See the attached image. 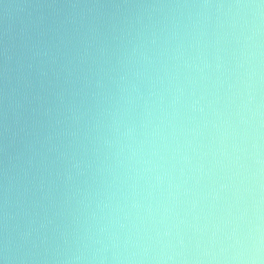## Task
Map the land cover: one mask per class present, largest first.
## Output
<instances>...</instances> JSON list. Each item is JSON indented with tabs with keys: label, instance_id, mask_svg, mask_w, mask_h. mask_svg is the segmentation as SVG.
Returning a JSON list of instances; mask_svg holds the SVG:
<instances>
[{
	"label": "clouds",
	"instance_id": "obj_1",
	"mask_svg": "<svg viewBox=\"0 0 264 264\" xmlns=\"http://www.w3.org/2000/svg\"><path fill=\"white\" fill-rule=\"evenodd\" d=\"M0 264H264V0H0Z\"/></svg>",
	"mask_w": 264,
	"mask_h": 264
}]
</instances>
